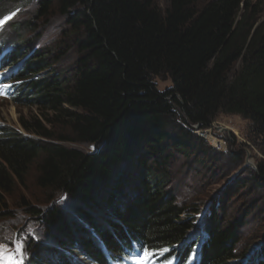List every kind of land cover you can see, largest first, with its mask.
<instances>
[{"label":"trees","instance_id":"obj_1","mask_svg":"<svg viewBox=\"0 0 264 264\" xmlns=\"http://www.w3.org/2000/svg\"><path fill=\"white\" fill-rule=\"evenodd\" d=\"M201 1L169 0L161 12L154 0H38L27 22L3 33L14 43L9 63L21 64L11 103L46 113L21 119V132L0 126V218L10 216L7 198L31 169L44 204L62 195L72 208L43 211L21 199L49 241L30 243L29 264H106L127 257L131 243L178 247L198 206L174 192L172 167L205 170L211 153L190 127L222 112L249 121L264 142L261 3ZM57 17L65 22L60 43L30 51L21 30ZM68 55L70 65L52 69ZM225 214L223 204L207 219L200 264H241L237 226ZM261 256L250 264H264Z\"/></svg>","mask_w":264,"mask_h":264},{"label":"rangeland","instance_id":"obj_2","mask_svg":"<svg viewBox=\"0 0 264 264\" xmlns=\"http://www.w3.org/2000/svg\"><path fill=\"white\" fill-rule=\"evenodd\" d=\"M208 1L210 0H202L201 3ZM258 1L261 3V11L256 16V21L257 24L264 25V0H250V3L255 5ZM37 2L38 0L3 2L0 6L3 11L0 19L1 16L8 14L11 15V19L1 29L0 38L3 33L10 32L11 22H27L34 15L38 6ZM168 2L169 0H154V6L159 11L165 12ZM64 23L57 17L51 20L46 27H37L34 31L23 29L20 35L24 38H31L30 51L43 50L44 47L52 49L62 40L57 26L62 27ZM72 61L73 57L68 55L66 60L54 64L52 69L62 71ZM238 64L239 62L234 65L231 74L238 70ZM157 82L161 89L170 85L168 80ZM43 113L46 112L35 107L16 106L6 96L0 94V126L21 132L19 124L21 119L30 121L33 118H40L43 120ZM190 128L211 150V153L205 157V162L208 163L205 170L194 167L192 163L185 164L178 161L172 167L174 174H177L173 183L174 192L179 194L180 199L187 197L191 201L195 200V205L198 206L193 218L194 228L190 231V237L202 238L206 232L207 219L213 215H219L220 208L224 204L225 219L228 218L229 222L237 226L240 238L238 251L244 250L243 259L238 262L250 264L251 262H247L250 257H254L255 261H261L263 259L261 251L264 252V175L260 174L259 165L264 166V142L253 131L249 121L240 116L227 115L222 112L217 113L209 126L196 125ZM70 146L80 151L93 148L72 144ZM91 150L94 152V148ZM34 177V170L31 169L7 198L10 216L0 218V245H3L7 253L11 254L16 252L17 244H23L24 264H29L32 258L29 250L30 243L34 241L47 245L49 241L45 239L44 227L37 218L27 214V208L21 199L30 206L43 211L53 205H57L67 213H70L72 209L62 195H58L49 205L44 204L47 195L35 186ZM0 264H5V261L0 259Z\"/></svg>","mask_w":264,"mask_h":264},{"label":"snow or ice","instance_id":"obj_3","mask_svg":"<svg viewBox=\"0 0 264 264\" xmlns=\"http://www.w3.org/2000/svg\"><path fill=\"white\" fill-rule=\"evenodd\" d=\"M6 21L0 20V26H2ZM24 245L17 244L16 252L8 254L7 250L3 245H0V259L5 261V264H24L23 258ZM163 251H168L164 249ZM156 253L150 252L147 248L141 247L139 255H133V259L136 264H148V262L153 258ZM171 264V262H169Z\"/></svg>","mask_w":264,"mask_h":264},{"label":"bare ground","instance_id":"obj_4","mask_svg":"<svg viewBox=\"0 0 264 264\" xmlns=\"http://www.w3.org/2000/svg\"><path fill=\"white\" fill-rule=\"evenodd\" d=\"M253 258H254V257H250V258H249V261H247V262L249 263L251 260H253Z\"/></svg>","mask_w":264,"mask_h":264}]
</instances>
